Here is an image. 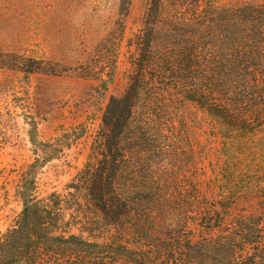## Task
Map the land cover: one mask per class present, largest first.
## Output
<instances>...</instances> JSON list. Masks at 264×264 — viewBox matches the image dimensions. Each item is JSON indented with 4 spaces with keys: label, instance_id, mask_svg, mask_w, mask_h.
Listing matches in <instances>:
<instances>
[{
    "label": "trees",
    "instance_id": "trees-1",
    "mask_svg": "<svg viewBox=\"0 0 264 264\" xmlns=\"http://www.w3.org/2000/svg\"><path fill=\"white\" fill-rule=\"evenodd\" d=\"M134 44L125 90L67 192L39 198L22 182L0 264H264V0H147ZM186 104L238 153L232 170H201L191 194L165 165L190 127Z\"/></svg>",
    "mask_w": 264,
    "mask_h": 264
},
{
    "label": "rangeland",
    "instance_id": "rangeland-1",
    "mask_svg": "<svg viewBox=\"0 0 264 264\" xmlns=\"http://www.w3.org/2000/svg\"><path fill=\"white\" fill-rule=\"evenodd\" d=\"M120 3L0 0V53L12 64L0 67V238L22 209L24 179L33 178L39 198L67 192L86 162L109 97L123 94L147 0H130L123 10ZM17 63L40 69L26 73L13 66ZM184 115L190 127L165 165L178 166L183 190L191 194L201 170L213 176L218 160L236 167L238 153L226 156L230 146L206 124L200 128L202 114L193 105L184 106ZM254 138L264 145V131ZM250 180L240 176L239 190Z\"/></svg>",
    "mask_w": 264,
    "mask_h": 264
}]
</instances>
